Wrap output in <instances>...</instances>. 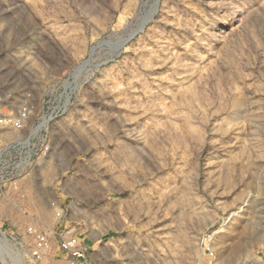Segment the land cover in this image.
Wrapping results in <instances>:
<instances>
[{
  "label": "rangeland",
  "instance_id": "374dc122",
  "mask_svg": "<svg viewBox=\"0 0 264 264\" xmlns=\"http://www.w3.org/2000/svg\"><path fill=\"white\" fill-rule=\"evenodd\" d=\"M0 264H264V0H0Z\"/></svg>",
  "mask_w": 264,
  "mask_h": 264
},
{
  "label": "built area",
  "instance_id": "2783aa9c",
  "mask_svg": "<svg viewBox=\"0 0 264 264\" xmlns=\"http://www.w3.org/2000/svg\"><path fill=\"white\" fill-rule=\"evenodd\" d=\"M71 244V243H70ZM66 247H68L67 245H66Z\"/></svg>",
  "mask_w": 264,
  "mask_h": 264
}]
</instances>
